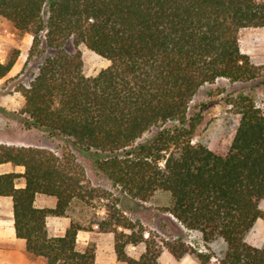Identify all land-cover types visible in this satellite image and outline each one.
<instances>
[{"label":"trees","instance_id":"16d2710c","mask_svg":"<svg viewBox=\"0 0 264 264\" xmlns=\"http://www.w3.org/2000/svg\"><path fill=\"white\" fill-rule=\"evenodd\" d=\"M0 17L32 36L29 59L44 57L30 83L16 88L27 125L76 146L115 190L95 185L71 149L0 142V164L24 167L0 173V195L12 197L16 234L30 254L46 264H97V244L78 245L79 230L97 229L114 233L126 264H162L164 248L212 264L213 254L183 235L146 236L122 206L124 196L149 201L164 191L170 201L163 210L200 232L207 250L225 241L215 264H264V245L246 239L264 220V108L248 94L229 99L241 117L225 151L193 142L202 117L189 115L205 83L264 75L240 42L242 29L264 27V0H0ZM81 43L111 64L86 75ZM15 61L0 63V78ZM38 194L55 196L56 206H37ZM95 199L109 200L103 218L89 225L72 219L63 235L49 232V215L66 216L76 202ZM141 244V253L130 252Z\"/></svg>","mask_w":264,"mask_h":264},{"label":"rangeland","instance_id":"374dc122","mask_svg":"<svg viewBox=\"0 0 264 264\" xmlns=\"http://www.w3.org/2000/svg\"><path fill=\"white\" fill-rule=\"evenodd\" d=\"M32 41L33 38L30 34L18 31L8 19L0 17V63L16 56L12 70L5 77L0 78V107L6 109L4 112L0 111V142L42 146L58 153H61L64 148L71 149L77 155L79 162L85 166L95 185L115 191L107 179L93 168V160L89 156L83 154L76 146L66 142L61 137L52 136L48 131L28 126L26 123L27 116L20 113L24 97L16 88L19 83L26 85L30 83L44 58L29 59ZM240 42L242 50L251 56L254 63L264 65V27L242 29ZM78 48L83 55L84 73L88 76L98 74L111 64L108 58L97 54L84 43L79 44ZM241 93L253 96L257 104L264 108V75L249 82H234L221 77L214 82L205 83L198 89L189 111L190 116L197 113L202 117L193 142L203 143L217 151L228 149L241 117L228 101ZM157 131L158 128L151 129L144 134L141 140L149 139ZM108 201V199H95L90 205L76 202L69 214L74 220L89 225L106 215L105 204ZM169 201L170 195L164 191H159L149 201L130 200L124 196L122 206L128 216L138 219L144 224L147 228L146 236H149L150 231L157 236L158 240H174L183 235L187 242L197 249L212 253V264H215L226 250L223 239L220 238L210 243L207 250L200 232L192 230L191 233L183 231L179 234V229L174 223L168 221L169 216L163 210ZM261 207L264 209V200L261 201ZM246 239L254 245H264L263 219H259L255 223L247 233ZM92 241L97 244L96 240ZM141 246H138V251L130 252L134 255L141 253L143 251ZM190 255L195 258L194 255ZM30 256L34 264H44L42 257L32 254ZM196 260L200 262L198 259ZM200 264L203 263L200 262Z\"/></svg>","mask_w":264,"mask_h":264},{"label":"crops","instance_id":"0c3cea01","mask_svg":"<svg viewBox=\"0 0 264 264\" xmlns=\"http://www.w3.org/2000/svg\"><path fill=\"white\" fill-rule=\"evenodd\" d=\"M8 171L23 172L24 167L14 165L10 162L0 164V173ZM20 184L23 185V182H20ZM35 203L39 207H55L57 198L52 195L38 194ZM166 214L169 216L167 218L168 221L172 224L174 223L179 229V234L183 233V231L186 233L188 231L189 233L192 232L191 229L186 228L171 213L166 212ZM72 219L70 214L66 216L49 215L47 217L49 232L52 235H63ZM94 227L97 228V224H94ZM92 240L97 241V264H126L124 261L118 259L113 232H101L97 229L79 230L78 245L80 248H84ZM141 245V249L144 250L145 245ZM138 246L140 245L131 246L129 250L131 252L138 251ZM30 255L26 248V241L16 234L12 197L0 195V264H34ZM42 258L44 259V264H46V259L44 257ZM160 261L162 264H200L190 254L184 255L182 258H177L168 249L163 250Z\"/></svg>","mask_w":264,"mask_h":264}]
</instances>
